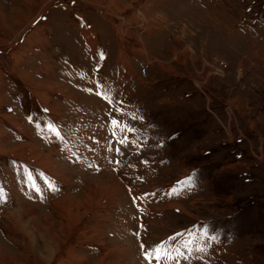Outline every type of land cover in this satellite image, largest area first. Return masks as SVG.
I'll list each match as a JSON object with an SVG mask.
<instances>
[{
    "label": "rangeland",
    "instance_id": "rangeland-1",
    "mask_svg": "<svg viewBox=\"0 0 264 264\" xmlns=\"http://www.w3.org/2000/svg\"><path fill=\"white\" fill-rule=\"evenodd\" d=\"M0 264H264V0H0Z\"/></svg>",
    "mask_w": 264,
    "mask_h": 264
},
{
    "label": "crops",
    "instance_id": "crops-1",
    "mask_svg": "<svg viewBox=\"0 0 264 264\" xmlns=\"http://www.w3.org/2000/svg\"><path fill=\"white\" fill-rule=\"evenodd\" d=\"M27 3H28V2H27ZM28 4H29V3H28ZM21 5H22V4H21ZM22 6H23V5H22ZM22 6H20L19 8H22ZM22 9H23V8H22ZM26 9H28V12L30 11L28 7H27ZM31 15H32V13L30 14V17H29L30 19H26V22H27L26 24H28V22L31 20ZM11 21H12V23H14L13 18L11 19ZM6 26H7V25H6ZM9 26H10V25H9ZM10 27H11V26H10ZM37 29H38V28H36V30H35L34 32H37V31H38ZM43 32L45 33V32H47V30L45 29V31H43ZM43 32H42V34H44ZM19 33H20V31H19ZM19 33H18V31H17V33H16L15 35H18ZM31 34H33V32H32ZM38 34H39V33H37V35H38ZM88 36H89V35H88ZM36 37H37V36H36ZM44 40H46V42H45ZM35 41H36V45H37V46H40V45H41V46H45V45L47 44V42H48V39H45V38H44L42 41H38V42H37V40H35ZM36 45H35V46H36ZM46 46H47V45H46ZM40 66H41V65H38V66L36 67V69H40V68H39ZM43 69H44V68H43ZM40 74H41V73H40ZM43 74H44V73H43ZM43 74L38 75L37 77H39V78H40V77L43 78ZM24 85L26 86V84H24ZM45 90H46L48 93H50L51 91H54L53 88H49V87L46 88ZM45 90H44V91H45ZM37 94H38V97H39V98H41L43 101L46 102V100H47V99H45V98L47 97L46 94H41V93H38V92L36 93V95H37ZM20 104H21V102H20ZM36 108H37L38 110H41V112H42L44 115H46V116H50V115H51V112H52V111L50 110V108H49L47 105H44V104H38V106H37ZM11 109H12V108H11ZM12 110H14V109H12ZM32 111H33V110H32ZM32 111H29V112H32ZM43 111L46 112V113H44ZM32 113H33V112H32ZM1 117H4V116H1ZM16 124H17V123H16ZM16 124H15V125H16ZM21 136H23V135H21ZM15 156H16V155H15ZM17 157H18V156H17ZM22 158L28 159V158H26V157H22ZM28 160H30V159H28ZM53 173H54V175L56 174L55 172H53ZM65 185H66V184H64V186H65ZM16 202H17V201H16Z\"/></svg>",
    "mask_w": 264,
    "mask_h": 264
},
{
    "label": "bare ground",
    "instance_id": "bare-ground-1",
    "mask_svg": "<svg viewBox=\"0 0 264 264\" xmlns=\"http://www.w3.org/2000/svg\"><path fill=\"white\" fill-rule=\"evenodd\" d=\"M85 31H87V30H85ZM87 34H88V33H86V35H87ZM47 164H51L50 161H47ZM47 164H46V165H47ZM60 181H61V184L64 186V184L62 183L63 181H62V180H60Z\"/></svg>",
    "mask_w": 264,
    "mask_h": 264
}]
</instances>
